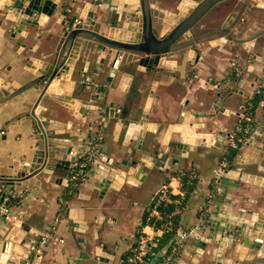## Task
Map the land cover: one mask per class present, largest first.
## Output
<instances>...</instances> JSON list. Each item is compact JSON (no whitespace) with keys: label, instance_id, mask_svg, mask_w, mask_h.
<instances>
[{"label":"crops","instance_id":"0c3cea01","mask_svg":"<svg viewBox=\"0 0 264 264\" xmlns=\"http://www.w3.org/2000/svg\"><path fill=\"white\" fill-rule=\"evenodd\" d=\"M5 1L0 0L2 85L13 81L23 85L36 78L41 62L53 61L64 24L74 13L87 17L84 15L85 10L92 6L95 8L94 15L101 18L109 13V10L100 9L104 5L124 10L122 0H116L113 5L112 0H61L51 17L47 20L42 18L37 25H24L23 31L18 33V25L6 19L3 11ZM198 1L200 0H155L161 8L157 19L164 22L163 25H170L172 20L175 21L182 15L177 10L178 5L188 6ZM236 3L238 4L237 0ZM220 5L205 18L206 27L207 21ZM77 9H81L80 12ZM248 9L249 7L246 13ZM246 13L242 25L247 26L237 28V32H241V38L248 37L247 31L252 32V29L264 25V21L259 18H245ZM217 24L214 23L211 27H218ZM84 51V46L79 49L76 69L63 88L57 90L58 81L47 91V94H54L58 99L44 96L38 109L40 115L50 122L48 127L53 134L46 142L50 145L49 150L53 152L54 160L66 156L68 159L75 157L78 162L91 142L98 138L100 147L94 156L95 162L88 166L85 179L79 183H75L70 175L74 163L70 166L71 172L60 167L43 169L38 178L16 184L11 189L1 186L0 200L9 198L8 205L16 220L0 217V244L15 243L16 238H10L9 234L13 228H17L24 232L27 240L35 241L36 244L25 241L23 247L42 255L41 264H73L79 258L81 264H122L135 245L155 194L164 183L173 178L175 180L171 183L175 194L181 191L185 193L180 206L169 205L170 212L179 211L174 220L180 233H191L200 224L202 209L207 208L211 195L214 198H211L213 206L210 210L215 212L212 217L216 222H221V226L225 223L227 231L230 222L238 219L249 221L255 218L263 219L264 222V187L249 184L250 180L243 182L239 177L241 181L237 188L220 187L213 195L211 184L217 164L230 148L228 136L238 125L239 112L262 86L257 79L264 69V36L250 47L233 42L215 47L203 43L198 50L188 48L167 57L160 66L152 70H146L137 63L126 65L123 67L125 79L121 81L122 74L117 73L111 86L101 93L104 100H96L97 105L92 109L77 99H95L85 85H90L93 89L104 83L108 71H111V58L106 56L101 63V56L92 53L87 59V76L93 78V72L98 67L102 72L95 84H85L77 71V68L82 69L85 65ZM41 91L42 88H33L0 104V124L30 110ZM223 93L226 97L215 110L212 105L217 96ZM108 101L114 102V108L125 110V116L129 119H137L150 107L148 119L143 123L139 118L136 123L137 126L144 124V134L141 130L134 129L127 137L126 125L122 124L123 118H110L105 123L104 118L96 117V113L103 110ZM261 102L254 113V127L263 126L260 122L264 117ZM72 112L80 118L72 116ZM211 113L214 114L212 117L194 118L197 120L194 125H199L198 119H203L206 128H197L193 134L218 135L220 139H209V147H197L198 152L189 150L187 157L174 163V158L178 155L172 136L181 139L183 133L177 132L175 135L172 131L169 135V127H180V118L184 114L190 119L196 114L205 116ZM214 121L218 123V129L212 126ZM139 139L143 149L159 153V162L164 165L163 168H143L136 171L137 167L131 165L140 163L141 156L137 151ZM37 143L29 120H21L18 124L8 126L6 131L0 133V174H14L22 162L32 158L38 148ZM259 154L260 151L255 146H242L231 163L234 164L237 157H244L246 166L243 174L258 177L255 170L261 159ZM122 159H126L129 166L125 167L126 177L119 182L116 171H119ZM105 168L108 170L104 171ZM181 173L187 174V180L181 178L179 182L176 179ZM129 178L134 184L127 182ZM102 180L110 182L109 189L103 195L98 186ZM246 204L250 207L247 215L238 209ZM247 230L257 232L249 225ZM217 232L216 228H210L193 236L191 240H187V236L181 242L172 264H257L254 250L237 247L239 237L230 240L225 229L216 237ZM248 238L254 240L251 235ZM214 242H218L217 248ZM81 255L88 257L81 258ZM23 261L13 260L14 264ZM31 261L30 258L24 264H31Z\"/></svg>","mask_w":264,"mask_h":264},{"label":"water","instance_id":"95a60500","mask_svg":"<svg viewBox=\"0 0 264 264\" xmlns=\"http://www.w3.org/2000/svg\"><path fill=\"white\" fill-rule=\"evenodd\" d=\"M233 1V0H200L198 2L190 3L187 5H178L177 10L181 12V16L177 17L176 22L173 25H163L161 20L157 19V16L161 12V8L157 6L155 0H122V8L124 10L115 9L109 6H102L100 9L107 11V15H102L101 18L95 14V8L89 6L85 10L84 16H79L77 13L64 24L62 35L58 46L56 48V54L52 62H41V65L36 69L37 77L33 80L23 84L18 85L15 81L2 85L0 84V104L6 103L11 99L33 89L42 88L40 97L34 103L32 108L13 118L12 120L5 121L0 124V133L6 131L7 127L13 124H18L21 120H29L31 122L32 128L34 130L37 143V150L34 152L32 158L27 162H22L16 172L11 175H1L0 174V187H5L6 189L13 188L16 184L25 182L31 178L39 177L42 174V170H52L55 167H60L62 169L70 170L72 164H76V158L68 159L66 156L59 157L58 160H54V155L51 150H49L50 145H48V138L53 134L52 129L48 127L50 124L49 120L40 115L39 106L42 98L53 97L54 94H47V91L51 90L53 84L57 85V90H61L65 82L72 76L76 65L79 49L85 47L84 51V67L82 69L77 68L80 72V76L84 79L85 84L93 83L95 84L100 76L102 70L98 67V70L93 73L95 76L91 78L87 76L88 73V57L94 53L101 56V63L106 56L111 58L109 67L111 71L104 80L102 85H99L93 89L90 85H85L90 90L93 95L94 100H82L77 99L83 105L86 104L90 109L97 105L96 100H104L101 95L107 87L111 86L114 76L117 73L122 74L123 81L126 77L123 71V67L132 63H137L140 67L146 70H152L153 68L160 66L162 62L167 57H172L179 51L193 48V50H198L201 48L203 43H207L208 46H223L227 42H233L238 44H246V47L253 46L262 36H264V25H260L253 31H247L248 37L241 38V32H237V26L241 22L239 20L246 13L249 6L255 8H264V0H237L240 2L239 11L236 17L229 24H224L222 26L210 29L201 30L200 27L203 25L205 18L220 4ZM236 1V0H234ZM61 0H6L3 11L6 13V19L18 25V33H21L25 28L24 25L32 24L37 25L40 23L39 20H47L51 17L56 10L57 6L60 4ZM116 0H112V5L115 4ZM185 3V2H184ZM77 9V12H80ZM93 16V17H92ZM125 16L127 18H125ZM91 17L92 19H90ZM200 25V26H199ZM245 30H242V32ZM162 32V33H161ZM220 36L216 39L215 37ZM61 81V83H60ZM257 82L262 84L261 88L262 96L264 97V69L262 73L258 76ZM84 87V86H83ZM122 87V83H121ZM77 93V92H76ZM79 95V94H78ZM226 97V94H219L217 100L212 105L215 110H217V105L221 104L222 100ZM90 103V105H89ZM114 102L108 101L106 106L96 113V117L104 118L105 123H108L110 118L120 119L123 118V123L126 125L127 137L130 136L132 130L137 129L143 130L145 128L144 124L137 126V121L144 123L148 119L147 107L142 114L137 119L130 116H125L126 111L119 107V109L112 106ZM85 106V105H84ZM120 110V111H118ZM44 111V110H43ZM122 111V112H121ZM76 118H80L78 114L74 112L70 113ZM200 115V116H199ZM214 114L193 115L190 119L185 117L180 118V127L173 128L169 127L168 134L171 132L177 135V132H182V138H176L172 136V142H176L177 155L174 158V163L182 161L183 158L187 157L190 151L198 152L197 147H209L210 140L220 138L213 135L201 134L195 135L193 132L197 128L205 129L206 123L203 119L199 120V125H194V118L198 117H212ZM125 116V117H123ZM262 127H254L251 132L247 142L243 147L255 146L258 151H260L259 157L261 158L257 164L258 172L257 176H248L243 174L244 157H237L234 164H228L227 169L221 174L217 180L216 186L212 188L213 195L220 187L227 188H237L240 184L241 179L243 182H248L253 185H260L264 187V117L260 120ZM189 123V125H187ZM212 126L214 128H219L217 122H213ZM140 127V128H138ZM186 129V130H185ZM186 132V133H185ZM40 133V136H37ZM195 133V132H194ZM144 134V133H143ZM137 151L140 157V163H132V166H136L139 169L147 168H163L164 165L159 162V153L156 151H147L142 148L141 139L138 140ZM46 143V144H45ZM210 143V144H209ZM162 149L161 147H158ZM54 160V161H53ZM79 162V161H78ZM93 160L91 163H94ZM119 171L117 170V176L119 182L123 181L126 177L125 171L126 166H129V162L126 159H122L120 162ZM56 165V166H55ZM218 165V164H217ZM217 167V166H216ZM108 169L105 168L104 171ZM216 170V168H215ZM143 171V170H142ZM215 172V171H214ZM130 174V173H129ZM71 175V174H70ZM214 174L212 177L211 184H213ZM128 183L134 184L130 178L127 180ZM99 190L103 195L110 187V182L102 180L98 184ZM214 198V197H213ZM205 214L200 222V224L193 230L187 237V240H191L193 236H197L198 233L205 229L216 228L218 232L216 237L219 236L222 229L226 230L227 236L230 240L239 237V242H237V247H249L256 252L257 264H264V222L263 219H255L242 221V219L234 220L230 222L228 231L227 226L224 223L221 226V222L218 223L213 219L215 215L213 210H210L213 206L212 201L207 205ZM264 206V205H263ZM249 205H242L238 209L246 215L250 213ZM264 210V209H263ZM253 226L254 230L257 232L251 233L247 230V226ZM23 233V234H22ZM252 236L254 240L251 241ZM10 238L15 237V243H1L0 244V264H14L13 260L18 259L19 261H29L31 258V264H41L42 255L36 254L30 249L23 247L25 241H29L25 238L24 232L20 229L13 228L9 234ZM218 241V240H215ZM31 244H36L35 241H29ZM250 242V243H249ZM215 247L218 242L213 243ZM236 246H234L235 248ZM217 248V247H216ZM97 252V250H96ZM88 257V256H87ZM85 255H81V258H87ZM20 262V264H24ZM101 262L103 260L101 259ZM73 264H81V260H75Z\"/></svg>","mask_w":264,"mask_h":264},{"label":"built area","instance_id":"2783aa9c","mask_svg":"<svg viewBox=\"0 0 264 264\" xmlns=\"http://www.w3.org/2000/svg\"><path fill=\"white\" fill-rule=\"evenodd\" d=\"M262 91L263 89L260 88L256 93L262 94ZM261 105L264 106V100L261 102ZM254 113L248 111L247 105L242 107V110L238 114V125L228 136L230 149L239 150L247 142L254 129ZM99 147L100 141L96 138L91 142L83 158L74 165L71 178L75 183H79L85 179L86 169L93 161L95 154L99 151ZM227 167L228 163L226 161H220L217 165L213 179L214 187ZM176 179L179 182L181 181L180 176ZM173 180L175 179L173 178L171 181L164 183L155 194L148 208L144 224L137 236L135 245L122 264H172L178 254L181 242L190 233H180L176 227L174 217L179 211L168 212L166 210L171 204L180 206L185 196L183 191L175 194L174 187L171 183ZM211 198L212 195L209 199L211 200ZM8 201L9 198L7 197L0 200V217L5 220H16L8 205ZM205 211L206 209L203 208L200 220H202ZM167 237H170L171 240L168 248L163 244Z\"/></svg>","mask_w":264,"mask_h":264},{"label":"rangeland","instance_id":"374dc122","mask_svg":"<svg viewBox=\"0 0 264 264\" xmlns=\"http://www.w3.org/2000/svg\"><path fill=\"white\" fill-rule=\"evenodd\" d=\"M240 2H238V4L236 3V1H230V2H226L225 4L223 5H220L218 9H216L214 12H213V15L212 17L210 18L209 21H207V27L205 26V22L203 23V25H201L200 29L201 30H207L210 29V28H216V26H212V24H217V26H222L224 25L225 23H229L232 19H234L236 17V14L237 12L239 11V8H240ZM263 9V10H262ZM260 8L259 10L258 9H254L252 6H249V9L246 13V16L245 18H249L252 19V20H257L259 18V20H263L264 21V8ZM244 18V16H242ZM212 21V22H210ZM243 21L239 24V26L242 28V27H246L247 24H243ZM250 24V23H249ZM248 24V25H249ZM200 26V25H199ZM209 26V27H208ZM259 52V51H258ZM250 56V55H249ZM252 56V54H251ZM235 64L237 63L235 60H232Z\"/></svg>","mask_w":264,"mask_h":264},{"label":"trees","instance_id":"16d2710c","mask_svg":"<svg viewBox=\"0 0 264 264\" xmlns=\"http://www.w3.org/2000/svg\"><path fill=\"white\" fill-rule=\"evenodd\" d=\"M263 100H264V97L262 96V94H254V96L248 101V104H247L248 111H251L252 113H254L257 107L259 106L260 102ZM237 153H238V150H233V149L228 148L227 153L220 159V161H226L228 164H231V162L233 161V158L235 157ZM179 176L182 178V180H187L188 178L186 173H181ZM185 183H187V181ZM169 209L170 208L168 207L166 210L170 212ZM169 239L170 237H167L164 240L163 244L165 247L170 243Z\"/></svg>","mask_w":264,"mask_h":264},{"label":"flooded vegetation","instance_id":"af4514ba","mask_svg":"<svg viewBox=\"0 0 264 264\" xmlns=\"http://www.w3.org/2000/svg\"><path fill=\"white\" fill-rule=\"evenodd\" d=\"M243 16H244V15H243ZM233 20H234V19H233ZM242 21H243V17L239 20V22H242ZM175 22H176V21H173V20H172L171 23H170V25H173ZM230 22H232V21H230ZM230 22H229V23H230ZM163 23H164V22H163ZM229 23H225V25H226V24H229ZM165 25L170 26L169 24H166V23H165ZM240 25H241V24H240ZM237 28H238V26H237ZM236 31H237V29H236ZM228 43H229V42H228ZM212 198H213V196H212ZM210 201H211V200H210Z\"/></svg>","mask_w":264,"mask_h":264}]
</instances>
